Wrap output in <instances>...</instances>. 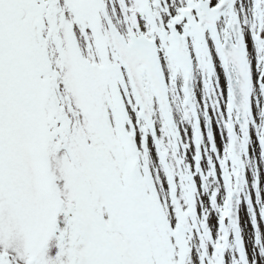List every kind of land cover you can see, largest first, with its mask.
<instances>
[{"label": "snow or ice", "instance_id": "1", "mask_svg": "<svg viewBox=\"0 0 264 264\" xmlns=\"http://www.w3.org/2000/svg\"><path fill=\"white\" fill-rule=\"evenodd\" d=\"M0 264H264V0H0Z\"/></svg>", "mask_w": 264, "mask_h": 264}, {"label": "rangeland", "instance_id": "2", "mask_svg": "<svg viewBox=\"0 0 264 264\" xmlns=\"http://www.w3.org/2000/svg\"><path fill=\"white\" fill-rule=\"evenodd\" d=\"M218 142H219V137H218ZM242 216H243V213H242Z\"/></svg>", "mask_w": 264, "mask_h": 264}]
</instances>
